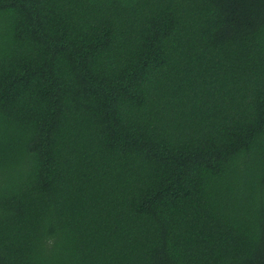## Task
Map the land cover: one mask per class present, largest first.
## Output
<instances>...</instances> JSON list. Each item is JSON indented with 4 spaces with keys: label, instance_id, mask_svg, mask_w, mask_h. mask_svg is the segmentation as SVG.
<instances>
[{
    "label": "trees",
    "instance_id": "16d2710c",
    "mask_svg": "<svg viewBox=\"0 0 264 264\" xmlns=\"http://www.w3.org/2000/svg\"><path fill=\"white\" fill-rule=\"evenodd\" d=\"M0 264H264V0H0Z\"/></svg>",
    "mask_w": 264,
    "mask_h": 264
}]
</instances>
